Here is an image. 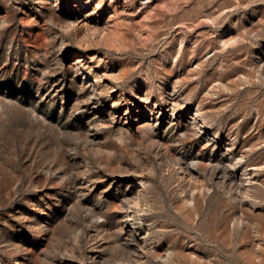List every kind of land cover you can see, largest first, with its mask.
Instances as JSON below:
<instances>
[{
	"label": "rangeland",
	"instance_id": "1",
	"mask_svg": "<svg viewBox=\"0 0 264 264\" xmlns=\"http://www.w3.org/2000/svg\"><path fill=\"white\" fill-rule=\"evenodd\" d=\"M0 264H264V0H0Z\"/></svg>",
	"mask_w": 264,
	"mask_h": 264
},
{
	"label": "bare ground",
	"instance_id": "2",
	"mask_svg": "<svg viewBox=\"0 0 264 264\" xmlns=\"http://www.w3.org/2000/svg\"><path fill=\"white\" fill-rule=\"evenodd\" d=\"M75 22L76 23H82V22H84V18L83 17H81L80 15H77L76 16V19H75ZM141 176H145L144 174H140ZM248 175V174H247ZM253 175V174H252ZM249 180V179H248ZM251 180V179H250ZM141 184V185H140ZM142 185L144 186L145 185V181H143V183H139V184H136L135 185V187H136V189L134 190V201L138 204V205H140L141 204V198H140V193H139V189H140V187H142ZM130 221V220H129ZM128 224V223H127ZM130 224H132V223H130ZM131 228V227H130ZM132 233H135V234H137L138 236H140L141 238H143L144 239V236H143V234H144V230H143V228H142V225L139 223V222H136V224L134 225V226H132V228H131V230H130ZM90 249H94V248H90Z\"/></svg>",
	"mask_w": 264,
	"mask_h": 264
}]
</instances>
